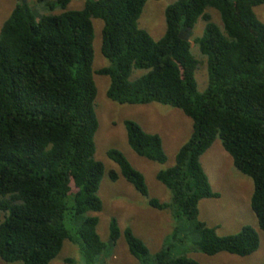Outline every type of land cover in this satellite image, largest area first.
Listing matches in <instances>:
<instances>
[{
  "label": "trees",
  "instance_id": "16d2710c",
  "mask_svg": "<svg viewBox=\"0 0 264 264\" xmlns=\"http://www.w3.org/2000/svg\"><path fill=\"white\" fill-rule=\"evenodd\" d=\"M149 0H19L0 30V259L7 264H51L66 242L79 247L84 264H99L109 250L99 233L103 211L98 196L105 166L96 160L97 86L110 79L107 96L120 105L159 104L180 110L193 130L173 167L157 181L170 202L151 198L145 176L116 149L108 151L123 177L161 212L198 237L194 250L214 257L255 254L260 236L252 227L221 237L219 227L200 219L199 205L220 198L212 189L202 157L222 142L235 168L254 182L251 208L264 231V22L255 9L264 0H177L165 10L166 32L156 41L139 27ZM208 9L218 12L213 23ZM104 23L102 55L109 65L96 71L93 20ZM203 34L195 45L207 67V87L199 91V62L190 41L199 20ZM143 72L132 79L134 72ZM130 148L159 165L168 161L163 140L126 121ZM177 228L159 252L131 228L109 226L110 246L124 236L139 264H200L178 255L184 240ZM72 263V260H68Z\"/></svg>",
  "mask_w": 264,
  "mask_h": 264
},
{
  "label": "rangeland",
  "instance_id": "374dc122",
  "mask_svg": "<svg viewBox=\"0 0 264 264\" xmlns=\"http://www.w3.org/2000/svg\"><path fill=\"white\" fill-rule=\"evenodd\" d=\"M34 3L37 0H28ZM177 0H149L139 21V27L147 31L154 40L159 41L166 32L165 10ZM19 0H0V30L11 15ZM85 0H72L69 10H82ZM213 23L221 24L217 11L208 9ZM257 18L264 22V5L255 9ZM95 30V60L94 70L98 71L109 65L102 55V39L104 23L93 20ZM205 23L199 20L192 32L190 41L192 53L199 62L196 74L200 92L207 87V67L195 45V39L203 34ZM143 72H134L132 79ZM97 86L96 113L99 129L96 134V160L105 166L98 196L103 202V211L95 216L99 217L98 233L108 244L109 250L102 256L99 264H139L128 249L122 235L115 246H110L109 226L112 219L119 223L121 231L131 228L134 234L144 242L152 256L159 252L166 237L179 228V239L176 243L178 255H185L200 264H264V231L259 227L258 220L251 208L254 193V182L245 174L238 171L231 156L224 150L222 142L217 140L214 146L202 157V165L209 177L212 189L220 194V198L201 201L199 205L200 219L210 227H219L217 233L221 237L238 234L244 227H252L260 236V249L253 255L242 258L222 253L214 257L206 256L194 250L198 237L188 231L189 226L183 220L175 218L174 210L158 211L148 206V200L140 195L135 188L123 177L112 182L109 172L115 170L120 173L116 163L109 159L107 153L111 149L122 152L132 166L141 172L146 179L151 198L161 202H170V192L157 181V174L161 170L171 168L175 164L180 148L189 139L193 123L180 110L150 104L142 106L120 105L109 100L107 96L110 79L95 76ZM126 121H134L146 132L158 134L163 140V146L168 161L159 165L139 157L128 144ZM84 264V257L79 247L66 242L61 254L51 264ZM0 264H7L0 259ZM13 264H23L21 262Z\"/></svg>",
  "mask_w": 264,
  "mask_h": 264
}]
</instances>
